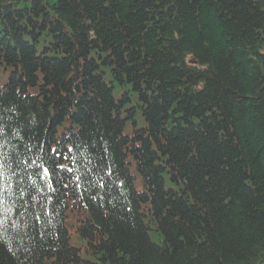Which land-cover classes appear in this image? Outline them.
Returning a JSON list of instances; mask_svg holds the SVG:
<instances>
[{
    "label": "trees",
    "instance_id": "obj_1",
    "mask_svg": "<svg viewBox=\"0 0 264 264\" xmlns=\"http://www.w3.org/2000/svg\"><path fill=\"white\" fill-rule=\"evenodd\" d=\"M0 264H264V0H0Z\"/></svg>",
    "mask_w": 264,
    "mask_h": 264
},
{
    "label": "rangeland",
    "instance_id": "obj_2",
    "mask_svg": "<svg viewBox=\"0 0 264 264\" xmlns=\"http://www.w3.org/2000/svg\"><path fill=\"white\" fill-rule=\"evenodd\" d=\"M135 184H136V187H137V188H139V186H138L137 182H136Z\"/></svg>",
    "mask_w": 264,
    "mask_h": 264
}]
</instances>
